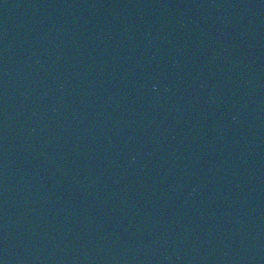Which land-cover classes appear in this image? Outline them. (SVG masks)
I'll return each instance as SVG.
<instances>
[{"label":"water","instance_id":"95a60500","mask_svg":"<svg viewBox=\"0 0 264 264\" xmlns=\"http://www.w3.org/2000/svg\"><path fill=\"white\" fill-rule=\"evenodd\" d=\"M2 264H264V0H0Z\"/></svg>","mask_w":264,"mask_h":264},{"label":"snow or ice","instance_id":"6c2138e0","mask_svg":"<svg viewBox=\"0 0 264 264\" xmlns=\"http://www.w3.org/2000/svg\"><path fill=\"white\" fill-rule=\"evenodd\" d=\"M0 264H2V262H0Z\"/></svg>","mask_w":264,"mask_h":264}]
</instances>
